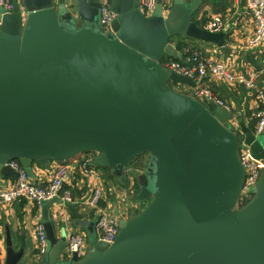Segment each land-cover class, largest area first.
Segmentation results:
<instances>
[{
  "label": "water",
  "instance_id": "obj_1",
  "mask_svg": "<svg viewBox=\"0 0 264 264\" xmlns=\"http://www.w3.org/2000/svg\"><path fill=\"white\" fill-rule=\"evenodd\" d=\"M204 3L174 0L165 14L159 0L146 17L139 0H115L118 17L108 35L94 0H77L75 11L64 0H23L2 18L1 176L18 178L12 161L34 178V164L94 153L96 166L125 185L127 168L148 155L138 200L149 204L120 221L108 249L93 248L67 264H264V170L252 201L237 209L245 170L231 114L177 92L172 84L196 83L162 66L166 57L185 62L171 37L224 46L223 33L194 20ZM243 143L264 160L254 133ZM62 203L55 197L41 204L43 264H64L67 234H58L51 216ZM80 223L94 245L95 221ZM25 250V237L15 249L7 229L3 264H20Z\"/></svg>",
  "mask_w": 264,
  "mask_h": 264
},
{
  "label": "built area",
  "instance_id": "obj_2",
  "mask_svg": "<svg viewBox=\"0 0 264 264\" xmlns=\"http://www.w3.org/2000/svg\"><path fill=\"white\" fill-rule=\"evenodd\" d=\"M58 4L60 0H54ZM93 1V0H90ZM99 4L100 25L106 35L113 34V24L117 19V14L112 10V5L115 0H94ZM163 5L164 13L167 14L172 7L173 0H160ZM77 0H64V4L70 10ZM159 0H139L140 10L146 17H151ZM245 8L250 13L254 24V34L249 42V47L252 49H264V0H244ZM22 7L23 0H0V26L2 18L5 14H10L15 5ZM205 30L211 33H220L224 26V20L221 15H214L204 25ZM189 44V43H188ZM185 57V62L181 63L174 59L166 60L162 66L169 72H175L178 75L191 78L196 85L186 88L183 92L200 102L207 104L214 103L224 109L229 114L232 113V107L224 100L220 99L212 91L211 83H224L227 85L240 84L245 86L249 91H255V98L259 103L256 111L253 112L252 118L255 120L254 135L263 133L264 129V83L263 87H258V81L262 77L264 81V67L260 70L252 71L249 74L233 71L227 62L214 61L212 57L206 56L205 52L195 48L191 44L188 45L182 52ZM228 126L236 131L238 123L231 117L228 121ZM240 132V131H239ZM240 161L245 170V179L241 191L240 199L237 203V209H242L247 206L253 199L251 190L255 188L261 178L264 170V160L254 157L249 146L242 143L239 151ZM96 154H83L82 161H74L71 163H60L57 165L53 178L46 187H40L34 184L26 171L17 161H12L9 166L18 172L16 182L5 189H0V204L13 205L14 203L27 200L41 206L43 201L51 200L58 197L63 201L62 205L67 206L72 203L73 196L71 191L65 189V184L69 176L76 169L80 168L83 176L87 177L96 170L95 164ZM104 196V189L101 185L93 186L90 189V194L81 202V206L85 211L94 214L96 240L93 248L100 247L108 249L116 241L120 233V221L130 219L126 216L119 207V202H116L115 210L111 205L103 207L101 205ZM112 208V212L110 209ZM64 224L63 229L67 234V246L62 254V259L68 258L69 261L77 256L82 260L87 255V232L72 228V225L67 221L66 211L61 215ZM70 225V226H69ZM36 238L38 240L37 257L43 258L46 254L47 242L46 233L41 223H38L35 228ZM3 238L0 234V244L3 243Z\"/></svg>",
  "mask_w": 264,
  "mask_h": 264
},
{
  "label": "crops",
  "instance_id": "obj_3",
  "mask_svg": "<svg viewBox=\"0 0 264 264\" xmlns=\"http://www.w3.org/2000/svg\"><path fill=\"white\" fill-rule=\"evenodd\" d=\"M214 15H221L225 23L223 30L220 32L224 34V46L218 47L215 44L192 39L188 40L190 41L189 44L205 52V55L212 57L214 61L227 62L233 71L249 74L252 71L262 69L264 67V49L249 47V42L254 34V24L250 13L245 8L244 0H205L200 10L195 13L194 20L198 25H204ZM263 83L261 77L258 81V87H263ZM211 88L216 96L232 107L231 117L238 123V130L241 134L243 133V139L245 140L246 136L253 134L255 120L252 118V114L259 106L255 98L256 92L249 91L240 84L230 86L224 83L212 82ZM253 124L254 129L252 128ZM82 157L83 155H79L67 162L71 163L74 160L80 163ZM58 164L60 163L52 162L46 166L34 164L32 170L35 177H30L31 181L37 186L46 187L52 180ZM107 174L110 175L109 179H107ZM113 178L108 169L97 166L95 172L87 177L83 176L80 168L72 172L65 184V189L71 191L74 203L67 206L55 204L51 207L52 221L59 235L64 226L61 220L64 211H66L67 221L72 225V228L87 232L80 222L92 223L94 214L85 211L81 206V202L89 196L90 189L93 186L101 185L103 187L104 196L101 205L107 207L108 203L112 204V208L116 212L117 201L113 189L118 185ZM15 182L16 179L13 177L0 175V189L8 188ZM135 204L138 209L129 215L130 218L143 209V205L139 200ZM40 218L41 206L27 200H21L9 206L0 204V234L4 239L3 243L0 244V264L4 263L6 256L7 229L10 231L15 249L21 246L22 236L25 237V256L20 264H43V259L37 257L38 240L35 234V228L40 223ZM87 235V252L89 253L93 249V244L89 234ZM89 240H91V243H89Z\"/></svg>",
  "mask_w": 264,
  "mask_h": 264
},
{
  "label": "rangeland",
  "instance_id": "obj_4",
  "mask_svg": "<svg viewBox=\"0 0 264 264\" xmlns=\"http://www.w3.org/2000/svg\"><path fill=\"white\" fill-rule=\"evenodd\" d=\"M174 2V0H173ZM173 5V4H172ZM76 9V3L73 4V6L70 8V11H75ZM180 41V37H176L173 40V45H177L178 42ZM185 42V40H184ZM189 43L190 41H186ZM172 87L177 91V92H186L188 86H177L172 84ZM236 133H239V131H236ZM240 141L243 143L244 139L243 136H240ZM255 142L263 149L264 151V134H259L255 135ZM147 154H144L140 158L136 159L126 170L127 176H128V181L127 183L120 184L119 178L116 177L112 170L108 169L110 172L111 176H113V180L115 183L118 185V187L114 188V193H115V198L116 201L119 202V207L121 211L126 215L129 216L131 213H133L138 207L136 206L135 202L138 200V195L140 192V187L138 185V176L145 171V164L147 160ZM110 178V175L108 176L107 174V179ZM147 205L149 204V200L146 201ZM112 207V204H109ZM143 210V209H142ZM141 210V211H142ZM110 212H112V208L110 209ZM86 232V231H84ZM88 234V233H87ZM89 243H91V240H89ZM64 264H67L69 262L68 258L62 259Z\"/></svg>",
  "mask_w": 264,
  "mask_h": 264
},
{
  "label": "trees",
  "instance_id": "obj_5",
  "mask_svg": "<svg viewBox=\"0 0 264 264\" xmlns=\"http://www.w3.org/2000/svg\"><path fill=\"white\" fill-rule=\"evenodd\" d=\"M187 2H191V1H194V0H186ZM195 15V14H194ZM176 37H180V41L178 42V44L176 45V47H177V49L179 50V51H181V52H184V49L186 48V47H188V43L186 42L187 40H189V38H187V37H182V36H175V37H171L170 38V43H173V40H174V38H176ZM184 40H185V42H184ZM172 58H170V57H166L165 59H164V61L163 62H165L166 60H171ZM172 86V85H171ZM173 88V87H172ZM182 94H184L183 92H182ZM185 95H188V94H185ZM204 105H206V106H208L209 104H207V103H205V102H202ZM252 128L254 129V124L252 125ZM254 131H255V129H254ZM238 135H240V136H243L241 133L239 134V133H237ZM18 162V161H17ZM19 163V162H18ZM97 167H99V166H97ZM105 169H107V168H105ZM150 202V201H149ZM148 202V203H149ZM147 206V202L143 205V209L145 208ZM141 212V211H140ZM140 212H138V214L140 213ZM138 214H136V215H138ZM135 215V216H136Z\"/></svg>",
  "mask_w": 264,
  "mask_h": 264
}]
</instances>
